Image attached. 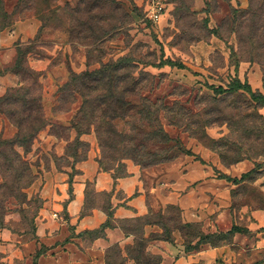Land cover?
Instances as JSON below:
<instances>
[{"label":"rangeland","instance_id":"374dc122","mask_svg":"<svg viewBox=\"0 0 264 264\" xmlns=\"http://www.w3.org/2000/svg\"><path fill=\"white\" fill-rule=\"evenodd\" d=\"M149 1L0 0V98L7 93L41 95L46 120L25 151L7 144L16 139L18 129L9 117L14 107L0 103V227L16 240L35 238L43 201L34 184L51 167L74 174L92 157L124 175L128 167L152 166L189 148L214 147L215 157L224 168L236 167L235 174L258 164L252 177L233 190L229 211L240 227L261 225L252 213H264V155L259 156L264 108L249 96H219L213 89L227 88L237 77L264 94V30L243 13L250 0H164L166 14L158 23L147 15ZM124 59L127 65L118 77L126 84L117 90H125L124 108L112 99L110 107L99 108V101L109 95V87L101 83L84 115L83 93L71 79ZM166 106L174 115L164 111ZM180 107L188 115L177 121ZM158 127L171 141L155 137ZM243 159L246 164L238 167L235 163ZM205 160L212 166L211 157ZM17 171L26 174L20 184ZM167 207L131 223L135 235L122 250L144 234L152 240L147 248L145 244L136 252L133 246L128 254L124 251L126 259L115 258L117 264H137L132 259L137 257L138 264H148L144 257L149 253L162 257L157 237L170 234L174 245L186 247L195 235L207 234L201 225L185 227L181 212ZM225 238L216 253L211 254L209 246L201 248L193 264H264V232Z\"/></svg>","mask_w":264,"mask_h":264},{"label":"crops","instance_id":"0c3cea01","mask_svg":"<svg viewBox=\"0 0 264 264\" xmlns=\"http://www.w3.org/2000/svg\"><path fill=\"white\" fill-rule=\"evenodd\" d=\"M3 94L1 90L0 96ZM190 150L194 155H181L169 163L142 169L128 167L129 175L116 181L92 157L77 166L79 172L74 174L68 168L51 167L39 179V184H34L43 201L36 218L35 238L22 243L10 230L0 229V264H106L109 248L123 247L132 241L119 221L145 216L150 209L163 211L169 205L179 207L183 223L199 224L207 234L229 232L237 225L231 221L229 208L233 190L240 184L229 182L221 174L240 179L254 168L235 174L236 167L224 168L211 150ZM206 155L212 158V166L205 160ZM244 164L245 161L237 166ZM216 171L221 173L217 175ZM89 182L93 191L90 196L87 194ZM106 193L110 196L104 201L102 195ZM108 208L113 212L110 221L114 226L107 227L98 236L88 234L109 221ZM252 214L261 225L248 229L260 232L264 228V213ZM157 246L162 254L161 264H193L192 257L201 255L203 247L209 246L211 254L219 249L205 244L187 252L182 244L162 240Z\"/></svg>","mask_w":264,"mask_h":264},{"label":"trees","instance_id":"16d2710c","mask_svg":"<svg viewBox=\"0 0 264 264\" xmlns=\"http://www.w3.org/2000/svg\"><path fill=\"white\" fill-rule=\"evenodd\" d=\"M243 13L249 15V18L247 19V20H250L249 23L252 22L253 26L257 27V29L261 30V28H262L264 30V0H250L249 9L247 10V12H243ZM251 16H252V18H251ZM249 37L252 38V36H249ZM126 65H127V62L124 59V60H121L120 62H117V63L107 64L100 71H97L94 73L87 72V73H83V74H75L74 75V77L71 79L70 83L72 85L75 84V86L79 89V92L81 94L83 93V98L85 99V112L83 111L84 115L86 114V107L90 108V106H92V100H89V98L91 99V95H92L93 91H95L96 89L101 87V85H100L101 83H104L103 85L109 87L108 88L109 89V95L107 97H105L103 100L99 101V108L110 107L111 104H109V103H110L111 99L113 101H115V103L119 104V109L122 110L124 108V106H125L124 91L125 90L122 89L123 92H118L117 90H119L120 87H122L126 84L124 81L125 78L121 79L118 77V72H120L123 68H125ZM27 74H29L30 78L33 77V74L31 72L27 73ZM68 86H70V85H67V87ZM213 89H214L215 93L219 96L220 95H225V96L226 95H229V96L238 95V96L244 97V98H245V96H249L250 100H252L258 108H264V94L261 92H258V91H253L251 86L248 83H243L237 77L232 79V81L229 83L227 88L218 87V88H213ZM20 90H22V89L15 90V92H19ZM28 95H29V98H27ZM3 102H5V105H7L8 107H14L13 109L10 108V110H9L10 116L9 117L12 120L13 124L18 129V134H17L16 139L14 141H11L10 143H7V144H10V145L11 144H17L21 148H23L25 151H28L27 145H31L34 142V140L36 139V137L38 136V134L46 127V120H45V115H44L42 96L34 94V93H32V94L26 93L25 95L19 97L16 94L13 95V93H7L5 96L0 98V103H3ZM164 109H165L164 111H168L167 113L171 112V113H173V115L175 113L174 109H171L168 106H166ZM114 111H116V109H114ZM0 112H2V110H0ZM93 113H94V111H93ZM187 115H188V113L185 112V109L180 107V111L178 113H176L174 117L178 118L177 121H180V119H184L185 116H187ZM90 125H93V123H90ZM155 134H156L155 137L162 136V138L164 139V142L171 141V138L166 134V132H164V130L161 127H158V130L156 131ZM203 137H205V136H200L197 138L200 140ZM212 149L216 150L214 147ZM259 149L261 151L259 153V156L262 157L264 155L263 143ZM219 154L221 155V152H219ZM181 155H191L192 156L194 154L190 149H184V150H182L181 153L175 155L174 157L171 156L167 160L160 161L157 163L155 162L154 164H151L152 166H147V167H142V168H149V167H153V166L160 165L163 163H169V162L174 161L175 159H177ZM17 156H18V159L21 160V155L17 154ZM242 161H244V159L237 161L235 164L242 162ZM231 165H233V163H231ZM99 166H100L101 170H103L105 172L112 173L115 181L119 178L126 177L129 175L127 168H126V173L124 175H117L114 170H109V169L104 168L101 165V163H99ZM257 166H258V164H256V167L252 171L244 174L240 179H238V178L233 179L229 176L222 175V174H221V177L228 180L229 182H233L234 184H240L241 182L245 181L247 178L252 177V174L254 172H256L255 169H257ZM14 176H15L16 182L20 184L21 181H23V179L25 178L26 174L17 171L14 174ZM30 183L31 182H29L27 184L30 185ZM90 192H93V191H92V183L89 182L87 184V194H89V196H90ZM109 196H110V194H107V193L102 195V197H106V198ZM169 208H177L181 212L179 207L171 205V206L167 207V209H169ZM106 211L109 215V221L105 225H103L101 227V229L94 231V232H88V234H90L92 236H98L101 233H103L104 229H106L107 227L114 226L112 221H110V218H112V216H113V212L111 211V208H108ZM161 212L162 211H160V213ZM153 213H154V211L150 209L148 215L121 220L118 222V224L121 227V229L125 232L126 235L134 236L135 234H134L133 230L130 229L131 223L139 221V220H144L150 214H153ZM162 215H164V214H162ZM1 217H2V214H0V219H1ZM146 225H150V223H146ZM194 225L199 226V224L184 223V226L187 228H191ZM0 229H2V227H0ZM261 231L264 232V228H262ZM237 232L238 233H244V234L251 233V231L248 228L240 227L238 225H234L232 227V229L227 233H218L219 237L214 238V239H213L212 235H215L216 233H214V234L199 233L198 235H195L193 237V240L191 241V243L186 245L185 250L187 252L188 251L189 252L195 251V250H198L202 245H205V244H209L213 247H218V246H220L219 245L220 242H223L226 240V238H225L226 235H232V234H235ZM190 235H192V234H190ZM156 239H160L162 241H167V242H170L172 244L174 243V239L171 237L170 234L165 236V238L157 237V238H155V240ZM138 240H139V242H136L135 245L132 244V245L127 246L125 248V250H122V248L119 245H114L111 248H109L107 253H106V264H117L115 261V258H119V257L122 258L124 255V251L127 252V254H128V252L132 251V249H131L132 246H133V250H135V252L137 251V249L139 247H141L143 245L145 246V244H146V248H147L149 240H152V239L145 238V234H144L143 237H139ZM37 254H40V252H38ZM123 258L126 259L125 257H123ZM144 258L148 264H152L154 261L156 262V264L162 263V257L161 256L153 255L151 253H149ZM132 259L135 262H137V264L141 262V258L137 257V258H132ZM123 264H127V263L124 262Z\"/></svg>","mask_w":264,"mask_h":264},{"label":"built area","instance_id":"2783aa9c","mask_svg":"<svg viewBox=\"0 0 264 264\" xmlns=\"http://www.w3.org/2000/svg\"><path fill=\"white\" fill-rule=\"evenodd\" d=\"M167 5L164 0H150L147 8V15L150 21L158 23L166 14ZM57 217V215H55Z\"/></svg>","mask_w":264,"mask_h":264}]
</instances>
